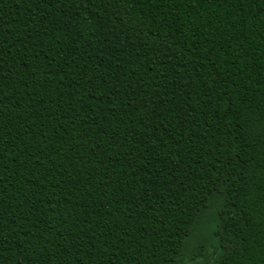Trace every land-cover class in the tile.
Returning <instances> with one entry per match:
<instances>
[{"label": "trees", "instance_id": "trees-1", "mask_svg": "<svg viewBox=\"0 0 264 264\" xmlns=\"http://www.w3.org/2000/svg\"><path fill=\"white\" fill-rule=\"evenodd\" d=\"M0 264H264V0H0Z\"/></svg>", "mask_w": 264, "mask_h": 264}]
</instances>
